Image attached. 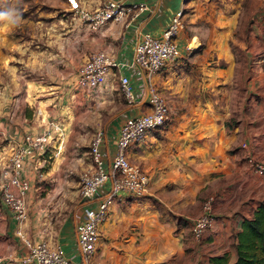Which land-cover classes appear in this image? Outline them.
<instances>
[{
	"label": "crops",
	"instance_id": "crops-1",
	"mask_svg": "<svg viewBox=\"0 0 264 264\" xmlns=\"http://www.w3.org/2000/svg\"><path fill=\"white\" fill-rule=\"evenodd\" d=\"M77 1L92 10L107 0ZM124 1L148 8L135 19L89 30L68 4L60 11L64 14L25 18L26 23L33 20V27L19 46H14V27H9V46H0V142L7 144L0 156L6 157V164L26 134L42 133L53 124L63 126V133H53L47 147L43 181L36 176L39 158L26 159L21 178L30 188L22 232L32 241L62 247L75 261L82 258L77 225L110 187L106 183L92 200L80 196L81 176L92 166L93 134H104L101 151L109 168L122 123L150 111L149 83L129 66L134 43L145 33L161 36L187 2ZM218 1L225 9L245 8L250 1L264 3ZM252 14L245 16L240 38L233 37L232 43L189 46L188 39L178 38L180 56L152 76L167 101L169 118L127 149L129 161L149 176L148 193L139 198L124 194L110 207L92 264H230L236 259L240 222L251 217L264 198V175L247 161L250 153L264 163V22ZM241 15L233 12V28ZM187 17L185 10L183 22ZM49 19L52 28L47 29L42 23ZM8 48L9 74L2 75ZM97 50L107 51L122 66L99 90L78 92V67ZM121 74L130 76L134 103L129 104L121 91ZM209 197L215 198V220L197 241L191 232L193 220ZM18 228L0 203V237L5 244L0 254L6 256L1 264H24L27 250ZM224 256L222 262L212 260Z\"/></svg>",
	"mask_w": 264,
	"mask_h": 264
},
{
	"label": "built area",
	"instance_id": "built-area-1",
	"mask_svg": "<svg viewBox=\"0 0 264 264\" xmlns=\"http://www.w3.org/2000/svg\"><path fill=\"white\" fill-rule=\"evenodd\" d=\"M208 1L201 0V2ZM69 5L89 30H100L110 22L135 19L140 12L148 8L145 3H126L124 0H107L101 7L92 10L83 8L77 0H69ZM184 14V8L177 12L161 36L155 37L150 33H145L139 36L134 43L129 66L143 73L149 83L147 102L150 111L140 116L130 117L123 123L116 141V152L109 168L104 166L101 151L103 132H96L91 140L92 166L81 176L80 196L84 200H92L106 183H110V187L100 198L97 207L87 209L85 219L77 225V244L82 257L80 261L69 258L62 247L52 245L46 240L32 241L23 234L21 229V224L28 217L26 194L30 184L21 178L26 159L28 157L39 158L36 176L38 180L43 181L45 175L43 168L47 164L44 154L53 133L62 134L63 126L53 124L51 129L42 133L26 134L22 145L13 151L10 161L0 169V203L11 212L18 223L17 233L27 250L22 258L24 264H90V260L98 249L100 228L107 220L110 207L124 194L139 198L148 193L149 176L141 167L129 161L127 149L132 144L143 142L148 131L161 127L169 118L167 101L152 83L151 78L180 56L176 37L184 28ZM259 19L264 22V9L259 14ZM121 66L122 64L107 51L91 52L88 59L78 67L76 90L81 93L99 90L107 82L109 75L113 74L115 69L119 70ZM119 86L127 102L134 103L136 94L130 76L121 74ZM242 147L248 148L247 143H243ZM247 161L258 174L264 175L263 162L250 153L247 154ZM214 201V197L207 198L203 204L202 214L193 220L192 234L197 241L201 240L213 226ZM5 258V255L0 254V264Z\"/></svg>",
	"mask_w": 264,
	"mask_h": 264
},
{
	"label": "rangeland",
	"instance_id": "rangeland-1",
	"mask_svg": "<svg viewBox=\"0 0 264 264\" xmlns=\"http://www.w3.org/2000/svg\"><path fill=\"white\" fill-rule=\"evenodd\" d=\"M191 1L192 0H187L185 3V10L186 13H188V17L184 20V28L176 37V39L182 37L185 41L188 39L189 46L209 45L213 44V42L215 43V41H217L216 44H218L223 40H228L230 42L233 40V37L240 38V32L246 23L245 16H249L251 13H253L251 17L257 16L264 9V3L256 4L251 1L245 8L240 5L237 7L230 6L229 9H225V5L221 4L218 0H209L208 2H201V0H195L194 2ZM68 4L69 0H0V12H5L12 8L18 11L21 18L20 23L16 26H13L6 20H0V46H9V27H14V38L17 39L14 46H19L18 43L22 39L29 38V31L33 27V20L26 23L25 18H31L30 16L37 18L38 15L43 16V14L50 12V14L56 15L61 13V10H67ZM63 11L61 14H64ZM236 11H240V13L242 12V15L233 28L230 17L233 16V12ZM52 20L53 19L44 21L42 25L47 29L52 28ZM231 29H233L232 33L230 32ZM194 37L196 42L193 41ZM3 53L5 54V57L3 59L4 66L2 75L5 73L9 74V48ZM95 132L93 134L94 136L96 134ZM6 147L7 144H5L4 141L2 143L0 142V153L3 152ZM5 160L6 157L0 156V169L8 161ZM1 244L5 245L2 237H0V245ZM92 262L93 258L90 260V264H92Z\"/></svg>",
	"mask_w": 264,
	"mask_h": 264
},
{
	"label": "trees",
	"instance_id": "trees-1",
	"mask_svg": "<svg viewBox=\"0 0 264 264\" xmlns=\"http://www.w3.org/2000/svg\"><path fill=\"white\" fill-rule=\"evenodd\" d=\"M47 169L48 166L43 168L44 171ZM236 237V259L230 264H264V198L259 202L251 217H244L241 220L240 231ZM214 259L222 262L226 257L212 260Z\"/></svg>",
	"mask_w": 264,
	"mask_h": 264
},
{
	"label": "clouds",
	"instance_id": "clouds-1",
	"mask_svg": "<svg viewBox=\"0 0 264 264\" xmlns=\"http://www.w3.org/2000/svg\"><path fill=\"white\" fill-rule=\"evenodd\" d=\"M20 15L18 11L10 8L8 11L0 12V20H6L8 23L16 26L20 23Z\"/></svg>",
	"mask_w": 264,
	"mask_h": 264
}]
</instances>
